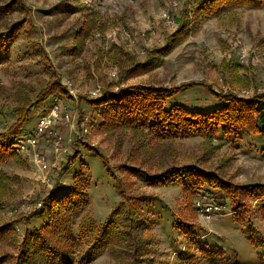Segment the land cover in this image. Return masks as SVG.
Here are the masks:
<instances>
[{
    "label": "rangeland",
    "instance_id": "rangeland-1",
    "mask_svg": "<svg viewBox=\"0 0 264 264\" xmlns=\"http://www.w3.org/2000/svg\"><path fill=\"white\" fill-rule=\"evenodd\" d=\"M202 1L0 0V133L15 123L14 110L24 98L33 105L22 136L30 134L54 100L59 99L65 111L60 110L53 126L62 137L60 150L54 136L38 141L48 169L42 168L34 148L23 156L15 152L18 160L0 164V170L22 181L0 209V225L18 222L10 243L0 241V264H18L26 230L48 220L43 204L75 185L79 170L89 181L91 203L76 221V233L87 216L102 226L124 204L114 215L118 233L110 247L86 264H264L263 200L248 199L236 209L224 192L208 184L186 193L181 177L160 186L145 181L168 169L192 166L238 185L264 183L263 135L246 128L216 139L157 140L142 131L111 133L100 127L103 120L88 102L109 83L115 91L137 84L178 91L187 82H203L210 87L183 89L170 99L202 111L222 104L218 94L250 100L264 93V6L225 10L203 21L168 53L152 52L179 28L185 5L193 12ZM87 23L92 27L79 51L75 38ZM116 43L121 56L113 48ZM154 55L160 66L130 76L137 61ZM228 64L253 68L256 84H237L233 75H224ZM57 80L72 97L51 96L36 103L42 90ZM215 201L223 203L222 208L212 215L203 211ZM249 244L259 249L253 256L247 252Z\"/></svg>",
    "mask_w": 264,
    "mask_h": 264
},
{
    "label": "trees",
    "instance_id": "trees-1",
    "mask_svg": "<svg viewBox=\"0 0 264 264\" xmlns=\"http://www.w3.org/2000/svg\"><path fill=\"white\" fill-rule=\"evenodd\" d=\"M263 6L264 0H203L193 12H190L189 7L185 5L180 13L179 28L172 34H168L166 43L154 48L152 52L159 55L168 53L178 43L195 33L203 21L225 10H234L239 7L259 9ZM90 27H92L90 23L84 24L75 38V43H79V48L75 47L79 51L83 46L80 42L88 36ZM117 43L113 44V48L118 50L116 55L121 56L123 53L119 50ZM158 66H160L158 57L148 56L132 66L130 76L140 75ZM224 75H233L237 84L245 86L249 83L256 84L254 82L255 72L251 67L228 64ZM196 86L210 87L206 83L193 81L181 85L178 91L173 88L143 84L129 85L115 91L113 88L116 86L109 83L108 87L102 89L99 97L88 100V102L97 108L103 120L100 127L111 133L119 130L142 131L141 133L148 134L157 140L190 136L216 139L221 136L228 137L236 134L238 129L246 128L255 134L264 136V93H257L250 100L238 98L230 93L218 94L217 99L222 104L205 111L191 110L180 102L170 101L173 94ZM209 89L212 91V88ZM3 90L4 87L1 86L0 96ZM51 96L72 97L57 80L42 90L36 103L42 104ZM58 100H54L52 104L59 102ZM32 105L31 100L22 99L14 110L17 120L6 131L0 133V164L8 160L19 159L13 150V144L28 121ZM99 156L107 167L103 156ZM108 172L110 173L109 168ZM178 177H181L186 193H196L203 185L208 184L217 191L224 192L236 209L244 207L248 199L264 201V183L238 185L220 178L217 174L192 166L168 169L158 176H147L145 181L149 185L160 186L169 183L174 178L178 180ZM74 179L75 185L69 190L53 196L50 202L43 204V211L48 214V220L34 230H26L22 249L16 258L18 264L31 260L47 264H86L93 260L96 253L110 247V242L118 233V229L116 230L118 222L114 220V215L124 206L123 202L114 209L115 212L111 213L112 218L102 226H97L96 220L92 216H87L78 225L76 233V221L88 211L91 199L88 191L89 181L84 176V172L77 171ZM21 182L18 175H9L0 170V209L6 204L3 200L14 192L13 186H20ZM120 190L119 195L122 196ZM131 211L132 208L128 207V216ZM39 213L30 214L27 221L29 222ZM16 223L18 222L0 225V241L10 243L11 237L15 235ZM140 240L138 239L137 243H141ZM84 245L87 246L85 250H83Z\"/></svg>",
    "mask_w": 264,
    "mask_h": 264
},
{
    "label": "built area",
    "instance_id": "built-area-1",
    "mask_svg": "<svg viewBox=\"0 0 264 264\" xmlns=\"http://www.w3.org/2000/svg\"><path fill=\"white\" fill-rule=\"evenodd\" d=\"M98 36H100V33L96 34V37ZM44 110H45V113H42L38 116L36 124L34 125L29 135L22 136L20 134L15 138L14 144H13V150L17 154L23 156L28 153L29 148H34L37 151V156L39 157L38 162L41 164L43 169H48L49 165L46 161L44 154H42L41 151H38L39 149L38 141L46 135H50L51 137L54 136L56 137V140L54 142L56 150L57 151L60 150L62 137L60 136L59 132L56 131V129H53L54 128L53 126L59 116L60 110L61 112H65V111L62 108V104L59 102L52 104L50 107L45 108ZM71 115L72 113L70 112V116ZM67 117H68V114H67ZM45 179L48 180V177L46 176ZM41 205L42 203L39 202L37 208H39ZM222 206H223V203L215 201L213 204H210V207L206 208L203 211L206 213L211 212L210 215H212L217 210L222 208Z\"/></svg>",
    "mask_w": 264,
    "mask_h": 264
},
{
    "label": "crops",
    "instance_id": "crops-1",
    "mask_svg": "<svg viewBox=\"0 0 264 264\" xmlns=\"http://www.w3.org/2000/svg\"><path fill=\"white\" fill-rule=\"evenodd\" d=\"M261 248H264V246H262ZM258 247H256L255 245L253 244H249V250L247 251L248 253L255 255L256 254V251H258ZM235 256H237L238 258L241 257L240 254H235Z\"/></svg>",
    "mask_w": 264,
    "mask_h": 264
}]
</instances>
